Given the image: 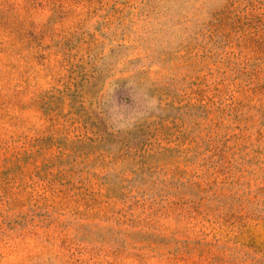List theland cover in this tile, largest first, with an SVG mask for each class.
<instances>
[{
	"label": "rangeland",
	"instance_id": "rangeland-1",
	"mask_svg": "<svg viewBox=\"0 0 264 264\" xmlns=\"http://www.w3.org/2000/svg\"><path fill=\"white\" fill-rule=\"evenodd\" d=\"M0 264H264V0H0Z\"/></svg>",
	"mask_w": 264,
	"mask_h": 264
}]
</instances>
